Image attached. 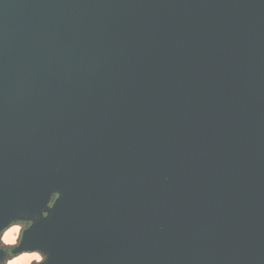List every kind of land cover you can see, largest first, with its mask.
Listing matches in <instances>:
<instances>
[{
	"label": "water",
	"instance_id": "95a60500",
	"mask_svg": "<svg viewBox=\"0 0 264 264\" xmlns=\"http://www.w3.org/2000/svg\"><path fill=\"white\" fill-rule=\"evenodd\" d=\"M18 219L37 264H264V0H0Z\"/></svg>",
	"mask_w": 264,
	"mask_h": 264
},
{
	"label": "clouds",
	"instance_id": "9594fccd",
	"mask_svg": "<svg viewBox=\"0 0 264 264\" xmlns=\"http://www.w3.org/2000/svg\"><path fill=\"white\" fill-rule=\"evenodd\" d=\"M21 235V229L16 226H12L10 229L0 234V264H29L33 259L39 260L41 257L36 252L25 253L19 257H13L11 251L7 249L14 248Z\"/></svg>",
	"mask_w": 264,
	"mask_h": 264
},
{
	"label": "rangeland",
	"instance_id": "374dc122",
	"mask_svg": "<svg viewBox=\"0 0 264 264\" xmlns=\"http://www.w3.org/2000/svg\"><path fill=\"white\" fill-rule=\"evenodd\" d=\"M29 223H30V222H29L28 220H26V219H18V220H15V221H13L11 224H9L6 228H4V229L0 232V234H2L4 231L10 229L12 226H16V227H18L19 229H21V231H22V229L25 228V227H27V226L29 225ZM19 238H20V237H19ZM10 249H11V248H10ZM7 250H9V249H7ZM33 251L36 252L38 255H40L41 258H40L39 260L33 259V260H31V261L29 262V264H37L38 262L42 261L43 258H44L43 254H42L40 251H37V250L21 251V252H19V253H17V254H14L13 257H19V256H21V255H23V254H25V253H31V252H33Z\"/></svg>",
	"mask_w": 264,
	"mask_h": 264
}]
</instances>
